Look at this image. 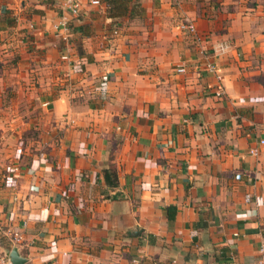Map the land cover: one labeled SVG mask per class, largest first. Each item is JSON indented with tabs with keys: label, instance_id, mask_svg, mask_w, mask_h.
Segmentation results:
<instances>
[{
	"label": "crops",
	"instance_id": "obj_1",
	"mask_svg": "<svg viewBox=\"0 0 264 264\" xmlns=\"http://www.w3.org/2000/svg\"><path fill=\"white\" fill-rule=\"evenodd\" d=\"M64 1L0 0V254L254 264L264 0Z\"/></svg>",
	"mask_w": 264,
	"mask_h": 264
},
{
	"label": "built area",
	"instance_id": "obj_2",
	"mask_svg": "<svg viewBox=\"0 0 264 264\" xmlns=\"http://www.w3.org/2000/svg\"><path fill=\"white\" fill-rule=\"evenodd\" d=\"M90 5L92 6H100L101 5V0H89ZM64 7L70 12L71 15L75 16L77 15L78 11H79V3L77 1L74 0H65L64 1ZM180 28L182 30H186L189 33H194L195 32V28L192 24H187L184 23L182 25H180ZM54 29L56 30V32L58 33V36L63 40V41H67L69 38V34H70V28L68 26L67 21L63 18L58 24H56L54 26ZM226 46H219L218 47V51L219 52H224L226 50ZM63 59H67V57H63ZM207 70L209 72H214V66L213 65H207L206 66ZM178 73H183L184 72V68L183 67H179L177 69ZM224 92L223 90H218L216 92V96L217 97H221L223 96ZM260 144H264V141H260ZM251 153H256V151H252ZM0 264H12L8 258V256L6 255H2L0 254ZM166 264H178L177 261L172 260ZM254 264H264V236L262 237L260 246L258 248V255L257 258L255 260Z\"/></svg>",
	"mask_w": 264,
	"mask_h": 264
},
{
	"label": "water",
	"instance_id": "obj_3",
	"mask_svg": "<svg viewBox=\"0 0 264 264\" xmlns=\"http://www.w3.org/2000/svg\"><path fill=\"white\" fill-rule=\"evenodd\" d=\"M8 258H9V260H10V262H11L12 264H22V263L25 261V260H23L22 258L19 257V255H18L16 249H13V250L10 252Z\"/></svg>",
	"mask_w": 264,
	"mask_h": 264
},
{
	"label": "trees",
	"instance_id": "obj_4",
	"mask_svg": "<svg viewBox=\"0 0 264 264\" xmlns=\"http://www.w3.org/2000/svg\"><path fill=\"white\" fill-rule=\"evenodd\" d=\"M108 176H107V173H105V179L107 180Z\"/></svg>",
	"mask_w": 264,
	"mask_h": 264
}]
</instances>
